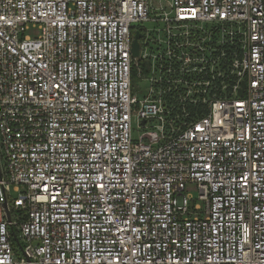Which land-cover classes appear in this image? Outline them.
I'll return each mask as SVG.
<instances>
[{
	"label": "built area",
	"instance_id": "built-area-1",
	"mask_svg": "<svg viewBox=\"0 0 264 264\" xmlns=\"http://www.w3.org/2000/svg\"><path fill=\"white\" fill-rule=\"evenodd\" d=\"M0 264H264V0H0Z\"/></svg>",
	"mask_w": 264,
	"mask_h": 264
},
{
	"label": "rangeland",
	"instance_id": "rangeland-1",
	"mask_svg": "<svg viewBox=\"0 0 264 264\" xmlns=\"http://www.w3.org/2000/svg\"><path fill=\"white\" fill-rule=\"evenodd\" d=\"M146 25H147L148 29H152V27H153L151 24H146ZM133 82H134V91L138 92L139 91V89H138V85H139L138 81L136 79H134ZM142 89H143V92H145L146 91V85H142ZM132 125H133V128H134V131H133L134 132V137H135V139H139L140 135L143 134V131L139 130L138 123H137L136 119H133ZM187 192L193 194V196L195 198V200L193 202H191V207L192 208H193L195 203L204 204L203 202H201L199 200V189H198V187L196 185H194V184L189 185L188 188H187ZM12 195L14 197L17 196L16 193H13Z\"/></svg>",
	"mask_w": 264,
	"mask_h": 264
},
{
	"label": "water",
	"instance_id": "water-1",
	"mask_svg": "<svg viewBox=\"0 0 264 264\" xmlns=\"http://www.w3.org/2000/svg\"><path fill=\"white\" fill-rule=\"evenodd\" d=\"M144 35L140 32H136L135 34V37H134V41H133V55L135 57H137L139 55V52H140V43H139V39L142 38ZM4 208L6 210V214H7V217H8V220H11V212L10 210L8 209V205H7V202L4 203ZM16 240H18L16 238Z\"/></svg>",
	"mask_w": 264,
	"mask_h": 264
},
{
	"label": "trees",
	"instance_id": "trees-1",
	"mask_svg": "<svg viewBox=\"0 0 264 264\" xmlns=\"http://www.w3.org/2000/svg\"><path fill=\"white\" fill-rule=\"evenodd\" d=\"M144 69L147 71V65L144 66Z\"/></svg>",
	"mask_w": 264,
	"mask_h": 264
}]
</instances>
